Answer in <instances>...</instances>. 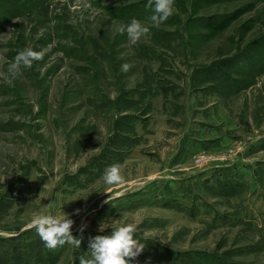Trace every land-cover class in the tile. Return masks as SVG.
Returning <instances> with one entry per match:
<instances>
[{
  "label": "rangeland",
  "instance_id": "1",
  "mask_svg": "<svg viewBox=\"0 0 264 264\" xmlns=\"http://www.w3.org/2000/svg\"><path fill=\"white\" fill-rule=\"evenodd\" d=\"M151 15L148 0H0V264H79L111 220L137 225L132 264H264V0ZM133 18L150 29L136 45L117 31ZM25 48L43 58L11 77ZM39 213H66L80 248L45 247Z\"/></svg>",
  "mask_w": 264,
  "mask_h": 264
},
{
  "label": "clouds",
  "instance_id": "2",
  "mask_svg": "<svg viewBox=\"0 0 264 264\" xmlns=\"http://www.w3.org/2000/svg\"><path fill=\"white\" fill-rule=\"evenodd\" d=\"M152 8L150 20L153 25H159L167 20L173 14L174 0H148ZM120 33H126L129 42L136 45L142 36L149 33L147 25L142 24L139 20L133 18L127 24H121L117 27ZM44 53L36 51L33 48H25L18 52L13 61L8 65V73L15 77L21 66L31 67L34 61L43 58ZM129 64L122 65V70L127 71ZM12 83V79L8 80ZM103 183L106 185H117L122 183L123 177L119 165L107 167L102 175ZM108 193V192H107ZM109 196L106 203H109ZM70 201V200H68ZM74 221L65 213L64 216H57L50 213L34 214L28 228L34 229L36 234L44 242L45 247L55 249L66 243L76 248H80L81 238L74 237L71 234V226ZM81 226V231L83 230ZM111 228L109 234L95 235L88 241V250L90 257H79V264H132V259L138 256L143 250L145 243L136 238L137 225L135 223H123L113 226L110 222L101 221L99 230Z\"/></svg>",
  "mask_w": 264,
  "mask_h": 264
}]
</instances>
